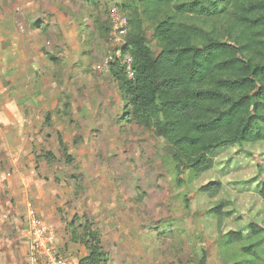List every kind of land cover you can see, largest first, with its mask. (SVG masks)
<instances>
[{"label":"rangeland","instance_id":"obj_1","mask_svg":"<svg viewBox=\"0 0 264 264\" xmlns=\"http://www.w3.org/2000/svg\"><path fill=\"white\" fill-rule=\"evenodd\" d=\"M134 1L0 0L1 250L15 249L22 221L26 229L11 215L23 208L74 263L89 255L90 227L105 264H264V246L244 251L264 233V140L221 147L204 170L176 171L167 145L125 109L110 74L123 68L111 15L128 17ZM189 20L227 38L214 19ZM143 35L156 57L148 24ZM211 182L221 186L214 198L202 191Z\"/></svg>","mask_w":264,"mask_h":264},{"label":"trees","instance_id":"obj_2","mask_svg":"<svg viewBox=\"0 0 264 264\" xmlns=\"http://www.w3.org/2000/svg\"><path fill=\"white\" fill-rule=\"evenodd\" d=\"M125 17L122 53L132 57V77L116 63L110 74L127 113L167 145L168 168L204 170L221 147L264 140V0H135ZM191 18L214 19L227 38ZM145 24L159 47L156 57L144 38ZM59 146L72 162L60 138ZM220 188L211 182L202 191L214 198ZM259 196L264 203V183ZM221 203L214 208L218 219ZM83 230L89 255L78 263L105 264L97 232ZM249 241L244 251L255 253L264 233L254 232ZM234 243L230 236L224 240L226 247Z\"/></svg>","mask_w":264,"mask_h":264},{"label":"built area","instance_id":"obj_3","mask_svg":"<svg viewBox=\"0 0 264 264\" xmlns=\"http://www.w3.org/2000/svg\"><path fill=\"white\" fill-rule=\"evenodd\" d=\"M111 26L113 29L114 40L119 44L116 60L120 59L126 74H131L132 57L122 53V47L125 45L127 35V20L122 13H113L111 15ZM25 236L29 241L31 250L30 264H79L66 259L60 253V247L55 236L50 231L45 222L33 211L29 210L26 217Z\"/></svg>","mask_w":264,"mask_h":264},{"label":"crops","instance_id":"obj_4","mask_svg":"<svg viewBox=\"0 0 264 264\" xmlns=\"http://www.w3.org/2000/svg\"><path fill=\"white\" fill-rule=\"evenodd\" d=\"M9 195H10L9 199L10 200L14 199L15 202H16V200H18V201L22 200L21 199L22 198L21 193L19 191L14 192V191L10 190ZM3 214H4V212H3ZM6 214H10V213H6ZM40 214L44 215L43 212H40ZM11 215H12V218H14L16 221H20V219L26 220L25 219V209H23V208L22 209L20 208V210L15 209L14 211L11 210ZM21 225L22 226H20V228H19L20 230H18L12 236L11 241H10L11 244L15 245L14 250L11 249L10 251L3 252L1 250V247H3V246L5 247V245L4 244L2 246L0 245V264H25V262H27V260L30 264L29 257H28L29 250H30L29 249V241L24 234L25 229L23 227H25V225L23 224V221H22ZM1 229H2V227L0 228V230ZM3 229L5 231V227ZM4 236H5V233L3 232L2 238ZM0 240H2L1 237H0ZM5 254L7 255L6 257H8V259L3 258Z\"/></svg>","mask_w":264,"mask_h":264}]
</instances>
